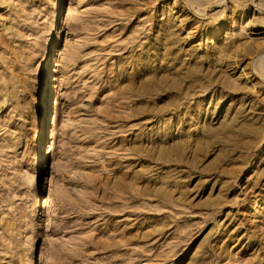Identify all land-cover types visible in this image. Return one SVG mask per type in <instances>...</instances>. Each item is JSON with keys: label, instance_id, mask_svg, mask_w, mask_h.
Instances as JSON below:
<instances>
[{"label": "rangeland", "instance_id": "1", "mask_svg": "<svg viewBox=\"0 0 264 264\" xmlns=\"http://www.w3.org/2000/svg\"><path fill=\"white\" fill-rule=\"evenodd\" d=\"M172 2L0 0V264H264V0Z\"/></svg>", "mask_w": 264, "mask_h": 264}, {"label": "bare ground", "instance_id": "2", "mask_svg": "<svg viewBox=\"0 0 264 264\" xmlns=\"http://www.w3.org/2000/svg\"><path fill=\"white\" fill-rule=\"evenodd\" d=\"M186 0H173L172 4H171V7H174V11H173V16L176 17V21H177V27H178V31L181 32V34L184 35V39L185 41L189 42V44H191L192 42L194 43V47H198L197 49H199V51L201 50V57H203L204 59H209L211 55H216V48L214 45H217L218 43H221L223 41L226 40V36H224L223 38H219V31L221 29V25L220 23H214V20L211 19L210 17L207 18V23L205 26L201 27V23H203L204 20L201 19V16H203L201 13L204 12V10L206 9L204 6L201 7V3H205L207 2L208 0H191L190 2L187 1L185 2ZM192 3V4H198V6L200 8H202V10L198 9L197 11H194L190 9V6L189 4ZM191 5V4H190ZM192 6V5H191ZM204 7V8H203ZM259 10V9H258ZM193 12V14H192ZM194 18L195 19L197 18L199 21H196V24L195 25H192V26H187L185 24L186 22V19H190V18ZM211 23H214V25H212ZM263 28V24L262 25H259ZM260 27V28H261ZM259 27H256V29H258ZM219 30V31H218ZM203 38L204 36V39H207L209 41H205V44L204 45H201L200 46V38ZM223 40V41H222ZM198 41V43H196ZM217 42V43H216ZM212 44V45H211ZM230 44V43H228ZM248 45L246 46L248 49H251L252 47H254L253 50H248V54L251 55V58L250 59H247L249 61L245 62V61H242V63L240 62L239 63V59L237 60V58L239 57V51H238V47H236L232 53H229L228 56L229 57H232V58H235V61H231V60H227V59H223L221 56L219 57V61H221V63H223L224 66L227 67V69H229L232 74H238V77H243V80L245 81V84L249 85V88L250 89H253L255 88V86L258 84V76L256 73H254L252 71V68H251V64L252 62L254 61L255 58H257V56L262 53L261 49L264 50V46L263 44H258V43H255L253 42V40H249V42L247 43ZM187 45V44H186ZM225 46H228V45H225ZM224 51H227L226 48H224ZM217 54H220V52L218 51ZM246 56V55H244ZM243 56V57H244ZM200 57V59H202ZM258 62L260 63V68H261V71L264 73V67H263V63H262V60L259 59ZM262 63V64H261ZM236 70H240L239 72H237ZM231 74V76H232ZM222 75H224V72L222 73ZM230 75V74H229ZM225 76V75H224ZM224 76H222L223 78L221 79H224ZM237 77V75H236ZM237 77V79H238ZM235 79V78H234ZM223 82V81H222ZM228 83V82H227ZM235 83V81H234ZM262 83V82H261ZM222 84V83H221ZM224 84V83H223ZM264 84V81L263 83ZM229 86L228 84H224V86ZM235 85H238L235 83ZM50 87V86H49ZM246 87V86H245ZM248 88V87H246ZM58 92V88L57 86L54 84L51 86V90H50V94H49V97H48V101L49 103H51L50 101L52 100L54 102V105H53V110H52V113L49 117V120L47 122V128L45 130L46 134H45V140H48L47 144V151L48 149L52 146V141L55 137V134H56V129L58 127V117H56V112H57V103L56 101L54 100V97L56 95V93ZM53 93V94H52ZM51 94H52V98H51ZM42 100L43 102L45 101L44 97H42ZM51 105V104H50ZM199 109V108H198ZM186 112V111H185ZM197 112V111H196ZM200 112V111H199ZM188 113V112H187ZM185 113V114H187ZM201 113V112H200ZM199 113V114H200ZM182 114V113H181ZM189 116V115H188ZM191 116V115H190ZM187 117V116H186ZM190 118V117H189ZM193 119V118H192ZM190 122V121H189ZM38 147L39 149L41 150L42 152V142L41 140L38 141ZM233 162V161H232ZM232 164V163H230ZM233 166V165H232ZM231 166V167H232ZM230 167V166H229ZM237 169V167H235ZM235 168H232V170H234ZM223 170H228V169H223ZM237 170H240V169H237ZM222 171V170H221ZM225 175L226 173L228 172H225ZM235 172V171H234ZM233 172V176L236 174V172L234 173ZM239 172V171H238ZM242 172V171H241ZM224 173H220L221 174H224ZM231 175H232V172H231ZM231 176V177H233ZM235 177V176H234ZM224 196V195H223ZM225 198V197H224ZM222 201V199H220ZM225 199H223L224 201ZM219 201V200H218ZM220 202V201H219ZM226 202V201H225ZM222 203V202H221ZM218 204V203H217ZM216 204V205H217ZM220 204V203H219ZM225 206V204H224ZM217 207V206H215ZM221 207V206H220Z\"/></svg>", "mask_w": 264, "mask_h": 264}]
</instances>
